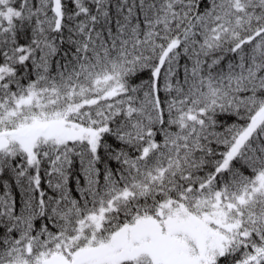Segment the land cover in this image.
Returning a JSON list of instances; mask_svg holds the SVG:
<instances>
[{"label":"snow or ice","instance_id":"1","mask_svg":"<svg viewBox=\"0 0 264 264\" xmlns=\"http://www.w3.org/2000/svg\"><path fill=\"white\" fill-rule=\"evenodd\" d=\"M0 264H264V0H0Z\"/></svg>","mask_w":264,"mask_h":264}]
</instances>
